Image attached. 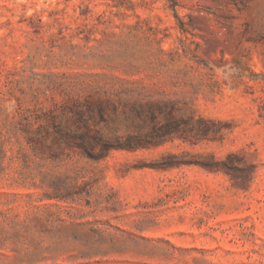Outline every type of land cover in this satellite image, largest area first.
<instances>
[{
  "label": "rangeland",
  "instance_id": "rangeland-1",
  "mask_svg": "<svg viewBox=\"0 0 264 264\" xmlns=\"http://www.w3.org/2000/svg\"><path fill=\"white\" fill-rule=\"evenodd\" d=\"M0 264H264V0H0Z\"/></svg>",
  "mask_w": 264,
  "mask_h": 264
},
{
  "label": "trees",
  "instance_id": "trees-1",
  "mask_svg": "<svg viewBox=\"0 0 264 264\" xmlns=\"http://www.w3.org/2000/svg\"><path fill=\"white\" fill-rule=\"evenodd\" d=\"M175 2V0H173Z\"/></svg>",
  "mask_w": 264,
  "mask_h": 264
}]
</instances>
